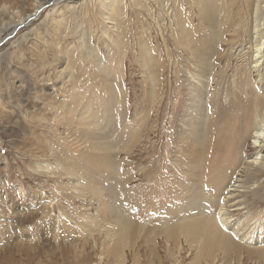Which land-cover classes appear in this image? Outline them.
Instances as JSON below:
<instances>
[{
	"label": "rangeland",
	"instance_id": "obj_1",
	"mask_svg": "<svg viewBox=\"0 0 264 264\" xmlns=\"http://www.w3.org/2000/svg\"><path fill=\"white\" fill-rule=\"evenodd\" d=\"M191 1L0 0V29L9 26L0 32V264H190L194 251L185 243L180 244L179 253L174 252V256L149 261L144 244L138 243L134 250L126 243L122 257L113 258L105 252L107 245L103 240L106 232L112 238L115 230L111 212L135 217L147 209L151 221L160 216V203L156 200L149 206L144 199L136 202L135 198H143L147 185L154 191L153 197L159 198V182L163 184L164 179L161 165L175 164L172 160L181 154L175 145L177 137L182 139L178 143L182 152L183 146L202 142V127H194L192 135L189 132L195 124L193 121L190 125L188 120L196 117V110H201V119L215 113L220 122L232 110L229 114H236L239 127L243 128L252 117L249 104L244 105L243 100L264 95V57L263 67L253 71L254 37L244 0H236L230 6V0H214L215 6L226 10L218 17L222 28L217 30L207 28L198 16L203 3L213 0ZM36 7L39 8L31 19L12 28ZM177 7L183 9L180 16L188 28L187 35L195 32V40L203 43L195 53L205 51L207 57V45L211 51L216 50L215 55L212 52L207 57L211 63L208 75L195 68L190 51L173 45V36L181 28L174 19ZM237 12L241 16L243 13L244 24L232 27L230 21L237 22ZM206 75L211 78L207 80ZM247 86L250 87L245 92ZM154 91L157 95L147 100V93ZM165 91L166 108L160 102ZM193 91L200 93V99L204 91L211 97H206L209 101L205 100V111L199 98L191 101ZM106 105L114 112L115 128L100 131L99 123H106L104 117L109 114ZM86 131L93 138L84 136ZM130 133L141 138L132 153L139 158L136 179L131 175L135 161H130L124 149L129 145ZM101 135L103 138L99 139ZM211 139L207 140L208 145L214 136ZM94 141L116 145L107 152H94L90 147ZM152 147L156 151L152 159L155 165L146 181L143 169L148 168L150 159L144 161L141 157L145 148ZM85 153L113 154L120 163L118 175L93 167ZM177 166L173 172L181 178ZM66 171L72 174L66 175ZM151 181L159 188L152 186ZM165 185L163 189L171 188L170 182ZM44 209L49 213L42 217L40 211ZM68 209L83 213L76 220L82 232L70 235L68 240L62 234L63 238L56 240L54 232L61 234L66 230L59 220ZM31 212L37 213L30 223L25 218ZM258 213L251 222L256 223L253 228L249 224L241 227L251 244L264 241L258 223L264 218V207ZM236 214L234 218L239 215ZM65 224L70 228V221ZM83 232L94 238V249ZM163 240L158 238L156 245L161 252L167 248ZM246 262L243 264H253ZM228 264L236 262L230 260Z\"/></svg>",
	"mask_w": 264,
	"mask_h": 264
},
{
	"label": "bare ground",
	"instance_id": "obj_2",
	"mask_svg": "<svg viewBox=\"0 0 264 264\" xmlns=\"http://www.w3.org/2000/svg\"><path fill=\"white\" fill-rule=\"evenodd\" d=\"M235 1L236 0H230V4L228 3V5L227 4L226 5L230 6L231 4L235 3ZM187 2L189 3V1ZM187 2L185 3L187 4ZM220 2L221 1H219V3ZM243 4H244V8L247 10L246 18H248L249 19L248 21H250L249 30H251L252 33L251 35H253L254 37L253 46L255 47V50L253 48L254 50L253 59L252 61L250 59L253 66L251 67L253 71H259V69L263 67L262 58L264 57V41H262L264 37V0H244ZM201 7H202L201 8L202 13H200L198 16L200 19H202L205 22L206 27L209 29L211 28L213 30L219 29L221 27V22L218 19V17L221 12H224L226 14V10H223L215 6L214 0L212 3L210 2L205 5L203 3V6ZM37 8L39 7H36L33 13L22 18L21 20H19V22L14 23L12 28L13 29L14 27L17 28L19 27V25H22V22H24L25 20L31 19L30 17L34 16ZM239 9H241L240 6ZM182 10H183L182 8L181 9H179L178 7L175 8L174 19L178 23L177 24L179 25L178 27L181 28L179 31H176V36H173L175 39L173 45L175 47L179 46L190 51L189 53H191V61H193L195 68H198L203 73L207 74L209 73L208 66L209 64H211L209 63L210 59L207 57L212 52L215 55L216 50L211 51L210 46L208 48V45L207 47L203 45L206 48V51L209 53V55L206 57L207 54L203 53L205 51H202V53L197 51V53L199 52L200 54L195 53L194 50H196L199 47H202L203 43L202 42L200 43L199 39L197 41L195 40L194 38L195 32H192L191 35H187L188 28L185 26L183 22L184 19L182 20L181 18L182 16H180L182 15L181 14ZM241 12H237V16L239 17L237 18L236 23L228 19L231 22L232 27L236 24L237 26H243L244 20L242 17L243 13L242 16L240 14ZM173 22L176 23L174 20ZM7 28H9V26H5L4 29H0V32L6 30ZM169 31L171 33V30ZM207 32L209 31L207 30ZM216 39L217 38L214 37V44ZM144 47L145 46H143V48ZM164 48L165 50H167L168 49L167 45L164 46ZM166 55L169 58L168 52L166 53ZM211 67H213V64L211 65ZM211 74L209 76H212ZM210 78L211 77L208 76L206 77L207 80H209ZM108 84L110 83L108 82ZM163 87L165 86L163 85ZM249 87L250 86H247V88L244 91L246 92ZM113 90H112V95L113 98H115V93ZM236 90H239V88H237ZM159 91L161 93V90ZM116 95L118 96L117 92ZM154 95H157L156 91L150 93L148 92L147 100L152 99ZM208 95L209 94H207L204 91V94H202L203 99H200L199 97L200 93L198 95L197 91L195 92L193 91L192 92L193 98L191 101H193L194 103L199 98V102L200 104L203 105V109L205 111L204 108L205 100L207 98H211ZM160 99L162 106L166 108L168 106L167 91H165L164 93V98L161 97ZM207 101H209V99H207ZM243 101H245L244 105L246 103L249 104L248 105L249 110L252 114V117H250L249 121L244 125L243 128L239 127V121H237L238 117L236 116V114L235 113H234L235 115L229 114L230 112L233 113L232 110L229 111L227 116L223 117L222 119L223 122H220L221 120L217 118L215 113L209 116L205 112L207 118L204 117V119H201V110L200 109L196 110L195 113L196 117L195 116L190 117L191 120H188L189 121L188 123H190V125L192 124L191 122L193 121L195 124L190 126V128L192 126L193 128H191L189 132L191 134L194 127L196 129L202 127V133H201L202 142L197 144L194 143L195 145H193L192 147H186L185 145L183 146V152H182L181 144L180 145L178 144L182 139L177 137L175 145L180 147V151H178L177 153L180 154L181 152V154L176 157L177 159L172 160L173 162H175V164L172 165L171 163L163 162V164L161 165L162 167L161 169L164 174V179L162 181L163 184L159 182V187L161 189V193L159 196L160 199L153 197L152 193H154V191L149 190V186L147 185V183H146L147 187L145 188L144 196H142L143 198L140 197L135 198L136 202L137 199H144L146 204H149V206L150 204H152L154 200H156L158 203H160L161 212H158V215L160 216L158 218H152L153 220L151 221L149 219V212L147 209H145L143 214L137 213L135 217L126 216L120 213L119 211L111 212L113 216L112 221L115 226V230H113L112 238H110L112 234L106 232L107 235H105L106 237L103 240V244L107 245L106 249H104L105 252L107 250V253L113 258H118V257L121 258L126 243L127 244L130 243L129 248L133 247L134 250L136 247H138V243H140L145 245L144 250H146L145 254L147 255L149 261H152V258L154 259L155 257L156 258L159 257L166 260L169 257L174 256L173 255L174 252L179 253L180 244L185 243V245H187L189 249H191V251H194L193 257L190 259V264H217V262H221V264L222 263L228 264L230 260L233 261L234 263L236 262V264H243L244 260L253 264H264V241L263 242L258 241L256 244H251L250 238L249 239L247 238L248 240L245 239L247 236L243 235V232H241L242 231L241 227L244 228L246 225L248 226V224L251 226L252 225L251 222L253 218L259 215L258 209L264 207V114H263L264 95L259 96L256 94L255 98H253L252 100H243ZM107 109L109 111V114L108 116L104 117V119L107 120V122L99 123L100 131H104V129H106L107 127L111 128V126H113V129L115 128L113 124L114 112L111 107L109 109V107L107 106ZM197 111H200L198 116H197ZM83 118L85 119L84 120L85 125H88L89 122L87 118L86 117ZM83 135L88 136L89 139L93 138V134L91 132L86 131L84 132ZM235 135L238 136L237 139H235ZM213 136H214V140L212 141L211 144L208 145L207 144L208 141ZM102 138H103L102 135L99 136V139ZM193 139L192 140L189 139V140L193 142ZM139 140H141V138L139 137L138 134L130 133L129 145L124 148L126 150V154L130 156V161H135L134 168H132V173H131L132 179H136L135 177H137V172H138L137 168H138L139 158L138 155H134L132 153H134V148L138 144ZM117 141L119 142L118 139ZM120 141H122V138H120ZM248 142H249V146L247 145ZM115 143L111 144V143L94 141L90 147L91 150L94 152H98V151L100 152L105 150L107 152L109 149L114 148V146L116 145ZM152 148L151 149L145 148L144 155L141 157L142 160L144 161H148L149 159L151 161L148 162L149 165L148 168L143 169L144 171L143 177H145L146 181L148 179V172H150L152 170V167L155 165V162L152 161V159L155 158L156 151L154 150V148L153 149ZM110 153H105V154L103 153L101 155H98L96 153H85V155L86 156L89 155L88 158L91 159L92 161L91 164L93 167H97L103 172H107L108 174H113L116 176L118 175L119 172L120 163L116 162L114 160V157L112 156L113 154L111 155ZM182 156H184L185 159ZM233 156L235 157V161ZM207 157H208V161H207ZM176 163H178V166L176 165ZM182 164L184 165L183 168L181 167ZM176 166L178 167L180 172H182L181 178L176 176V174H174L173 172ZM70 167L71 165L67 166L66 168H70ZM195 170H199L198 174L194 173ZM68 174H72L71 171L69 172L66 171V175ZM169 182L171 183V188L168 190L163 189L162 185H165L166 183ZM151 184L152 186L159 188L156 182L151 181ZM243 199H245L246 201H242ZM235 212H237V214L239 213L237 218H234ZM34 213L36 214L37 212H31L30 214L28 213V216L25 218L27 222L29 221L31 223L36 218L34 216ZM40 213H42V217H44L46 214L49 213V211L44 209L40 211ZM80 214L81 213L79 212L73 213L69 209L65 212V214L62 213L59 221L60 223H62L61 226L64 225L63 228L66 230L63 231L61 234L57 231L54 232V236L56 240H58V238L62 234L63 236L66 235L64 239L68 240V237L70 235H74V234L77 235L79 234L78 231L82 232L81 229L83 228H81L80 226L81 224H79L76 221V220H80L81 218ZM69 221L71 222V226L73 228L71 226L69 228L65 224L66 222ZM41 222L43 223L42 220ZM258 223L263 229V232L261 231L260 233L262 237H264V218L262 220L260 219ZM255 224L256 223H253L251 228H253ZM41 228H43V226ZM58 230H60V228ZM45 231L48 232V230H44L43 232ZM83 234L86 235L85 239L87 241L89 240L91 241L92 249H94V247L96 246V242L94 238L90 234L87 235V232H83ZM63 236L60 238H63ZM158 238H163L164 239L163 241H165L167 248L163 250L164 252L159 251L158 247L156 246ZM77 244L78 242L76 243V245ZM110 244L112 247L108 248ZM167 245L170 246L168 247ZM135 256L136 258L138 257L137 254ZM136 258L134 257V259ZM176 264H178V261Z\"/></svg>",
	"mask_w": 264,
	"mask_h": 264
}]
</instances>
